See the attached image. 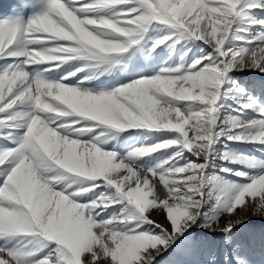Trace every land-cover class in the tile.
Returning <instances> with one entry per match:
<instances>
[{
  "label": "snow or ice",
  "instance_id": "1",
  "mask_svg": "<svg viewBox=\"0 0 264 264\" xmlns=\"http://www.w3.org/2000/svg\"><path fill=\"white\" fill-rule=\"evenodd\" d=\"M251 218L264 0H20L0 17V264H264Z\"/></svg>",
  "mask_w": 264,
  "mask_h": 264
},
{
  "label": "bare ground",
  "instance_id": "2",
  "mask_svg": "<svg viewBox=\"0 0 264 264\" xmlns=\"http://www.w3.org/2000/svg\"><path fill=\"white\" fill-rule=\"evenodd\" d=\"M156 219L159 221H163V216L156 217ZM198 231L199 230H197V232ZM240 231L242 234H245V235L251 233L259 237L261 234H264V220L259 219V218H251L249 219L248 223L241 228ZM164 258H158V259H164Z\"/></svg>",
  "mask_w": 264,
  "mask_h": 264
},
{
  "label": "rangeland",
  "instance_id": "3",
  "mask_svg": "<svg viewBox=\"0 0 264 264\" xmlns=\"http://www.w3.org/2000/svg\"><path fill=\"white\" fill-rule=\"evenodd\" d=\"M195 235H197V236H201V237L203 236V234H202L201 232H199V231L196 232Z\"/></svg>",
  "mask_w": 264,
  "mask_h": 264
}]
</instances>
